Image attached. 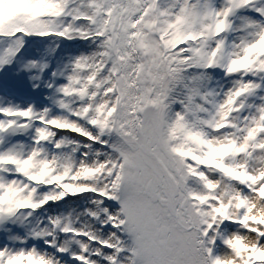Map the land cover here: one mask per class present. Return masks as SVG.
<instances>
[{
    "label": "snow or ice",
    "instance_id": "obj_1",
    "mask_svg": "<svg viewBox=\"0 0 264 264\" xmlns=\"http://www.w3.org/2000/svg\"><path fill=\"white\" fill-rule=\"evenodd\" d=\"M0 264H264V0H0Z\"/></svg>",
    "mask_w": 264,
    "mask_h": 264
}]
</instances>
